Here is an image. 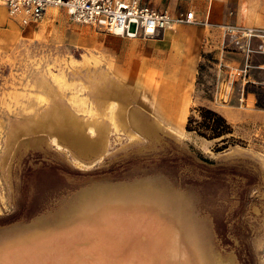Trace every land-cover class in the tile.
I'll return each mask as SVG.
<instances>
[{
	"label": "rangeland",
	"instance_id": "rangeland-1",
	"mask_svg": "<svg viewBox=\"0 0 264 264\" xmlns=\"http://www.w3.org/2000/svg\"><path fill=\"white\" fill-rule=\"evenodd\" d=\"M218 1L224 23L264 28V0ZM200 29L147 42L62 9L15 23L0 45V264H264V70L217 80L202 56L173 84L192 47L176 36ZM198 107L242 144L215 152L186 132Z\"/></svg>",
	"mask_w": 264,
	"mask_h": 264
},
{
	"label": "built area",
	"instance_id": "built-area-1",
	"mask_svg": "<svg viewBox=\"0 0 264 264\" xmlns=\"http://www.w3.org/2000/svg\"><path fill=\"white\" fill-rule=\"evenodd\" d=\"M8 18L21 28L40 24L51 9H62L69 20L96 27L111 35L161 41L166 31L174 25H195L216 31L221 35V51L243 55L240 67L218 66L229 78L241 83H251L249 71L264 66L250 64L253 56L264 57V28L243 25L211 24L197 19L193 12L171 15L167 10H156L146 0H0ZM202 41V49L208 47Z\"/></svg>",
	"mask_w": 264,
	"mask_h": 264
},
{
	"label": "crops",
	"instance_id": "crops-1",
	"mask_svg": "<svg viewBox=\"0 0 264 264\" xmlns=\"http://www.w3.org/2000/svg\"><path fill=\"white\" fill-rule=\"evenodd\" d=\"M148 2V0H147ZM149 2L153 3V6L150 5ZM148 4L150 7L156 10H167L172 16L176 15L177 11H182L186 9L185 12L191 11L194 13L197 19L206 21L211 24L224 23L226 20L225 15L223 14V3L218 0H211L207 2L205 0H149ZM178 5L181 7L178 9ZM227 24V23H224ZM15 23L8 18L6 9L4 6L0 5V45H4L7 43V39L9 35L13 31V26ZM180 26V25H179ZM191 26V25H189ZM195 26V25H192ZM201 29L199 31L196 30V33L199 35L197 38L192 40H185L183 37L182 31L178 32L177 42L186 47L192 46L189 50H186V55L184 56V64L183 67L173 75V84H178V86H182L185 84V80L188 77H191L193 72L197 73V69L199 64L204 60V56H209L214 61L212 70L215 77L218 80V77L222 74L228 75L225 72H218V66H226L229 68L232 67H240L243 63V55L241 54H233L226 51H221V35L216 31H209L208 28L198 26ZM167 31L164 34V37L161 41H147V42H163L167 38ZM208 39L209 45L208 47L202 49V41ZM189 51L192 52L189 53ZM190 54V55H189ZM188 55V56H187ZM203 56V57H202ZM229 78V77H228ZM231 80V78H229ZM233 80V79H232ZM234 81V80H233ZM236 81V80H235ZM219 84V81L217 82ZM244 85L243 83H241ZM233 114L225 112L227 118L234 119L237 117V112L231 111ZM259 115L264 119V111H259ZM69 117L68 114L62 113L61 116ZM71 119V118H70ZM76 126V122H75ZM80 128V126H79ZM71 125L66 126L62 123L60 130L64 135H69L72 133ZM52 131H55L54 129Z\"/></svg>",
	"mask_w": 264,
	"mask_h": 264
},
{
	"label": "trees",
	"instance_id": "trees-1",
	"mask_svg": "<svg viewBox=\"0 0 264 264\" xmlns=\"http://www.w3.org/2000/svg\"><path fill=\"white\" fill-rule=\"evenodd\" d=\"M257 109L264 110L259 103ZM197 118L188 117L185 124V131L194 133L206 141H217L215 152H221L229 146L242 144V141L234 138L233 128L226 119L216 111L207 107H198L196 110Z\"/></svg>",
	"mask_w": 264,
	"mask_h": 264
},
{
	"label": "bare ground",
	"instance_id": "bare-ground-1",
	"mask_svg": "<svg viewBox=\"0 0 264 264\" xmlns=\"http://www.w3.org/2000/svg\"><path fill=\"white\" fill-rule=\"evenodd\" d=\"M172 29V28H171ZM67 122H68V124H72L73 126H75V121L73 120V119H68L67 117H65V118H63L62 120L61 119H59L58 117L56 118V122H54V123H56V125L57 124H60V123H65V124H67ZM52 121H49L48 123H46V124H49L50 125V127H52ZM49 127V126H48ZM134 207V206H133ZM136 209V208H135ZM167 210V209H166ZM166 212V211H165ZM173 221V220H172ZM77 223V222H76ZM162 226H163V224H162ZM172 227V226H171ZM181 235V234H180ZM178 236V235H177ZM181 237V236H180ZM180 239V238H179ZM180 243V242H179ZM68 245V244H67ZM191 251V250H190ZM175 255V254H174ZM179 255V254H178ZM85 256V255H84ZM185 258V257H184ZM13 259V258H12ZM85 259V258H84Z\"/></svg>",
	"mask_w": 264,
	"mask_h": 264
},
{
	"label": "water",
	"instance_id": "water-1",
	"mask_svg": "<svg viewBox=\"0 0 264 264\" xmlns=\"http://www.w3.org/2000/svg\"><path fill=\"white\" fill-rule=\"evenodd\" d=\"M191 219V218H190ZM192 221V220H191ZM193 223H194V221H192ZM206 252H207V255H208V258L210 259L211 258V256H210V254H208V251H207V249H206ZM211 261V263H214L212 260H210Z\"/></svg>",
	"mask_w": 264,
	"mask_h": 264
}]
</instances>
